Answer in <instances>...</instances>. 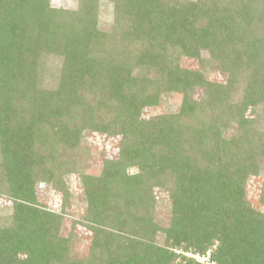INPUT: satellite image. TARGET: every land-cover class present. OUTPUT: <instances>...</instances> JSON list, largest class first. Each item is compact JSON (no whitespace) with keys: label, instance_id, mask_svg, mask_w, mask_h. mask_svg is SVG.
I'll use <instances>...</instances> for the list:
<instances>
[{"label":"trees","instance_id":"trees-1","mask_svg":"<svg viewBox=\"0 0 264 264\" xmlns=\"http://www.w3.org/2000/svg\"><path fill=\"white\" fill-rule=\"evenodd\" d=\"M102 1L113 5L111 33L99 29ZM203 51L228 73L224 86L180 66ZM49 54L63 65L48 90L40 67ZM172 93L183 96L178 113L142 119ZM261 106L264 0H78L76 9L0 0V194L13 202L10 224L0 220V264H83L69 254L62 216L38 204L35 181L52 183L54 154L77 150L85 129L122 137L119 159L83 177L94 235L87 264H204L176 251L264 264V214L246 196L264 170ZM146 181L172 198L170 249L156 244L149 212H127L141 201L153 207L139 196L151 192Z\"/></svg>","mask_w":264,"mask_h":264},{"label":"rangeland","instance_id":"rangeland-1","mask_svg":"<svg viewBox=\"0 0 264 264\" xmlns=\"http://www.w3.org/2000/svg\"><path fill=\"white\" fill-rule=\"evenodd\" d=\"M51 5L55 8L76 9L78 0H51ZM116 26L113 5L108 1H102L100 10L99 29L111 33ZM63 58L56 54H49L41 61L40 79L45 89L57 87V78L63 65ZM180 66L183 69L203 73L208 81L216 83L218 86H224L229 79L228 73L221 70L218 62L212 60L207 51H203L200 59L183 57L180 60ZM244 79V78H242ZM237 94L240 96L241 90L237 87ZM204 95L203 89H197L193 95L195 101H200ZM183 96L180 93H172L162 97L160 104L154 107H148L143 110L142 119L150 120L153 117L178 113L182 106ZM262 108V106H261ZM260 111H263L264 107ZM248 119H254L255 115L252 109L246 113ZM258 130L264 131V119L258 122ZM231 125V124H230ZM231 129L225 134L227 138L235 135L236 128L232 124ZM121 136H108L91 129H85L77 150H67L59 148L52 159L54 168L53 181L51 184L42 182L40 178L35 181V192L38 204L47 211L54 212L62 216L61 233L65 238L71 239L70 256L83 264H87L91 257V245L93 241L92 225L87 217V199L83 177L99 178L107 161H117L121 148ZM51 167V166H50ZM264 167V166H263ZM129 175L139 173L137 168H130ZM168 187H171L173 179L169 175L158 176ZM264 177V170L258 176H251L247 181L246 196L247 201L252 207L264 214V204L260 200L261 187ZM166 180V181H164ZM152 181H146L143 185L151 188L148 195L141 194L143 190L139 189V196L151 197L153 207H147V203L142 201L136 203L128 209L131 217L151 215V222L158 228L155 235V242L159 246L171 248V241L167 239L164 230L172 223V198L167 188L159 186ZM162 182V183H163ZM151 184V185H150ZM144 187V186H141ZM67 197V198H66ZM140 201V200H139ZM13 202L8 195L0 194V220L2 225L8 226L11 221ZM125 209V208H124ZM134 219V218H133ZM132 219V220H133ZM97 253V252H96ZM181 253L187 259L199 257L198 254L190 252L176 251ZM98 254V253H97ZM180 261V260H178Z\"/></svg>","mask_w":264,"mask_h":264},{"label":"built area","instance_id":"built-area-1","mask_svg":"<svg viewBox=\"0 0 264 264\" xmlns=\"http://www.w3.org/2000/svg\"><path fill=\"white\" fill-rule=\"evenodd\" d=\"M196 260L204 264H213L210 262V252L205 257H196Z\"/></svg>","mask_w":264,"mask_h":264}]
</instances>
